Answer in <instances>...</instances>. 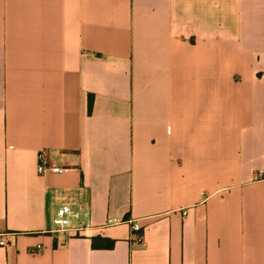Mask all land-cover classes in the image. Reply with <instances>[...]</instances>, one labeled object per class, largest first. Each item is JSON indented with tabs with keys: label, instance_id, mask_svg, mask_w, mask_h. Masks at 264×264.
<instances>
[{
	"label": "crops",
	"instance_id": "0c3cea01",
	"mask_svg": "<svg viewBox=\"0 0 264 264\" xmlns=\"http://www.w3.org/2000/svg\"><path fill=\"white\" fill-rule=\"evenodd\" d=\"M4 232L0 264H264V0H0Z\"/></svg>",
	"mask_w": 264,
	"mask_h": 264
},
{
	"label": "built area",
	"instance_id": "2783aa9c",
	"mask_svg": "<svg viewBox=\"0 0 264 264\" xmlns=\"http://www.w3.org/2000/svg\"><path fill=\"white\" fill-rule=\"evenodd\" d=\"M38 171L43 173L45 171L50 172H56L61 173L66 170L64 167L56 166L51 160H49L46 157V154L44 151L38 152ZM260 174L262 171L259 172ZM74 216V214L71 212L69 207L67 205H60L56 209L55 215L53 217V225L54 230L58 232H62L63 235L66 237L68 235H80L82 230H84L86 227L82 226L80 224H74L71 220V217ZM131 229L134 232V239L136 241L141 239V226L140 224L133 220L131 222ZM13 233H0V247L4 248L12 244L11 237L13 236Z\"/></svg>",
	"mask_w": 264,
	"mask_h": 264
},
{
	"label": "trees",
	"instance_id": "16d2710c",
	"mask_svg": "<svg viewBox=\"0 0 264 264\" xmlns=\"http://www.w3.org/2000/svg\"><path fill=\"white\" fill-rule=\"evenodd\" d=\"M88 105L91 106V97H89ZM98 240H100L99 242L102 243V245L104 247H106V248L111 247L112 246V243H113L112 241H109V240L103 239V238H100ZM93 244H94V246H96V244H97L96 243V240H94Z\"/></svg>",
	"mask_w": 264,
	"mask_h": 264
}]
</instances>
